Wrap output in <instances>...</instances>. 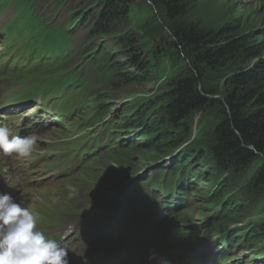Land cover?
<instances>
[{
    "label": "rangeland",
    "instance_id": "1",
    "mask_svg": "<svg viewBox=\"0 0 264 264\" xmlns=\"http://www.w3.org/2000/svg\"><path fill=\"white\" fill-rule=\"evenodd\" d=\"M101 2L102 0H0V40L7 38L6 42L0 41V49L6 47L9 42L4 55L8 61L1 58L2 54H0V112L10 115L6 122L13 126L19 123V120L10 122V119L21 118L25 131L36 133L40 139L48 136L46 138L52 142L53 147V150L35 156L28 163L26 167L29 175L23 168L18 167L14 155L7 157L0 153L1 170L5 172L9 182L17 183L25 193L26 207L36 216L38 228L47 236L63 244L66 242L69 244L71 239L79 238L84 234L82 239L77 243L74 242L77 246L69 244L74 251H69V264H97L100 260L97 254L99 249L103 250V262L109 260V264H139L137 259L130 256L129 251L121 257V250L124 247L122 238L114 237L112 240L109 238L113 236L109 233L110 225L116 222L127 224V220H135L139 216H145V219L141 220V224L143 223L141 231L144 225L152 223L153 227H159L161 233L168 231L167 234H163V239H166L164 242H167L169 246L172 245L169 241L171 239H176L178 242L176 232L184 233L189 242L184 243L187 250L180 251L181 254L178 256L183 263L189 261L190 255L199 254L195 257L193 264L206 262L264 264V241L256 242L253 248L245 251L242 247H237L233 252L227 253L220 242L214 245L219 236L208 233L201 226L202 220H209L212 216L210 211H201L203 205L199 202L201 195L206 192L204 184L207 186L211 183L210 180H205L204 184L197 186L199 188L197 194L185 197L186 202L183 204L186 206L183 207L180 203L182 192L171 189L169 185L176 182V177L170 173L167 176V182L163 181L166 168H157V172L161 174L160 179L149 186L144 184L141 188H134L136 193H142L143 189L150 187L149 201L152 202L153 198L157 199L158 208L152 209L147 214H143V211L138 208L124 210L125 200L118 193L123 190V185L112 189L104 183L118 174L128 176L131 183H141L150 177L152 166L155 164L141 160L143 150L146 148L145 141L150 138L138 139L136 137L138 129L133 126H124L126 120H121V108L133 96L140 93L155 94L160 91L166 82L171 81L180 70L186 67L187 60L185 57H177L174 61L166 60L149 74L146 81L136 80L130 84L120 81L119 84H113L114 81L119 80L117 76L113 81L105 80V74L99 67H91L97 65L94 56L86 59L84 53L87 48H90L92 54L96 53L94 55L97 57L101 54L100 42L106 39L110 44L117 42L112 32L102 36V39L96 36L92 42L89 41V34L94 27L93 15L100 10ZM196 6L208 17L206 22L213 26L236 23L235 26L240 30L249 31L252 34L257 31L256 28H264V0H197ZM157 15L158 12L149 1L134 0L131 6L130 23L125 25L117 18L111 31L121 32V34L125 31L133 33L136 26L152 17L154 24H157L155 23ZM84 17L85 23L81 24L76 31L73 48L61 57L64 52L61 51L62 46L68 45L69 41L61 40L59 36L67 33L72 25L80 23ZM13 18H16L17 24L8 31L9 39L3 31L11 24ZM32 27L41 29V38L38 30H32ZM48 32L52 37H48ZM153 35L162 41L163 38L170 39L171 31L168 26H157L152 31L148 30V36ZM115 47L121 51V47L117 45ZM107 52L114 54L113 50ZM121 54L118 61L128 62L126 60L129 57ZM60 57L61 63H59ZM136 68L137 66L133 69ZM68 72L81 74V78L80 85L72 88L62 99L65 110L70 112L74 106L78 107L77 117L67 121L66 128L56 119L61 107L58 100L50 102L49 111H46L43 107L47 101L27 99L56 97L59 91L58 79L62 77L60 74ZM135 74L141 76L142 73L135 71ZM68 80L72 81V73H69ZM216 82L221 86L224 84L221 78H217ZM96 99H102V106L109 107L110 116L100 122H97L100 108ZM23 100L27 102L11 107L4 106L5 103L9 106L20 104ZM35 104L38 105L35 106ZM198 119L199 115L195 118V124ZM124 140H128V143L135 146L133 157L135 161H138V165H143L142 169L139 167L134 172L128 166L123 154ZM84 143L88 144L91 152ZM138 147L142 151L136 150ZM50 155L54 157L50 159ZM173 162L172 156L167 168L174 169L179 166L181 172L184 170L181 162L172 165ZM190 164L194 165V162L190 161ZM261 164L262 159L256 158L252 166L244 172L239 185H243L252 178ZM53 167L61 171H75L68 177L61 178L67 173L50 170L46 184L37 179L38 175ZM199 170L203 171V167H199ZM58 178L61 179L57 180ZM68 185L76 188V194L71 198ZM164 191L169 193L170 198L161 207L160 201ZM109 199H115L117 202L112 212H109L105 205ZM179 206L184 211L177 216ZM90 208L94 210L96 221L91 222L89 226L94 228L88 227L87 222L84 221ZM164 209L167 211H163ZM192 215V221H186ZM245 218V215L238 216L232 223V227L244 225ZM90 238L94 242L91 245ZM178 248H180L179 245L173 248L175 254ZM201 249H203L202 253ZM208 252L220 255L204 257Z\"/></svg>",
    "mask_w": 264,
    "mask_h": 264
},
{
    "label": "trees",
    "instance_id": "2",
    "mask_svg": "<svg viewBox=\"0 0 264 264\" xmlns=\"http://www.w3.org/2000/svg\"><path fill=\"white\" fill-rule=\"evenodd\" d=\"M133 1L102 0L100 10L93 15L94 27L89 41L96 36L102 39L108 32H112L117 41L114 44L107 39L100 42L103 53L97 57L102 60L101 68L113 72L105 70L104 79L113 81L114 76H118L119 80L113 84L146 81L160 64L177 57H185L187 65L156 94L137 96L121 109L125 127L138 129V138L151 136V140L145 141L141 160L158 162L149 179L141 184L129 182V187L118 192L125 200L124 210L138 208L147 214L158 208L156 198L149 201L151 192L148 188L142 193L134 191V188H141L144 184L149 186L161 178L157 168H166L163 177L166 180L170 173L176 177L170 187L181 189V201L190 194L183 190L188 184L210 180L206 186L208 193L203 194L199 202L203 205L201 211H210L213 215L211 219L203 220L201 226L208 233L219 236L214 245L220 242L227 253L237 247L243 250L253 248L256 242L264 241V28H256L252 34L240 30L236 23L210 25L206 22L208 17L196 6L197 0H145L158 12L157 24L152 17L136 26L133 33L111 31L117 18L125 25L130 23ZM84 20L85 17L77 25L85 23ZM157 26H168L170 39L161 41L156 35L148 36V30ZM115 45L121 47V51ZM109 50L114 54L108 53ZM84 53L86 58L95 54L91 55L90 48ZM120 54L128 56V62L120 63ZM135 66L137 68L133 69ZM135 71H140L141 76H136ZM217 78L224 81L222 86L216 82ZM105 113L106 110L101 112V116ZM123 148L128 166L134 172L139 167L142 169L143 165H138L133 157L135 146L124 140ZM136 150L142 151L139 147ZM169 156H173L172 165L181 162L182 172L179 166L167 168L172 159H168ZM163 158L167 159L161 161ZM256 158L262 159L261 166L252 178L239 185L244 172ZM198 165H202L203 171ZM128 181V176L118 174L109 178L107 185L118 188ZM169 198V193L164 191L160 206L163 207ZM243 215L246 216L245 224L231 228L236 218ZM144 219L145 216H139L127 220V224L116 222L110 225L109 233L119 236L126 231L138 239L154 240V233L147 236L137 232ZM144 228H153V224ZM176 234L180 248L174 256L178 258L180 251L187 250L184 243L189 239L184 233ZM158 244L161 248L165 246L162 242ZM213 255L219 257L220 254L208 252L204 257Z\"/></svg>",
    "mask_w": 264,
    "mask_h": 264
},
{
    "label": "clouds",
    "instance_id": "3",
    "mask_svg": "<svg viewBox=\"0 0 264 264\" xmlns=\"http://www.w3.org/2000/svg\"><path fill=\"white\" fill-rule=\"evenodd\" d=\"M38 139L35 133L13 135L6 124H0V152L5 155L29 157ZM67 187L71 198L76 188ZM0 264H69L67 246L40 230L33 212L7 192H0Z\"/></svg>",
    "mask_w": 264,
    "mask_h": 264
},
{
    "label": "bare ground",
    "instance_id": "4",
    "mask_svg": "<svg viewBox=\"0 0 264 264\" xmlns=\"http://www.w3.org/2000/svg\"><path fill=\"white\" fill-rule=\"evenodd\" d=\"M35 4H36V3H35ZM26 5H27V4H26ZM27 6H28V5H27ZM18 13H20V12H18ZM13 19H14V18H13ZM60 78L63 79L62 77H60ZM23 128H25V127H23ZM24 136H25V135H24ZM147 137L150 138V139H148V140H151V136H147ZM145 138H146V137H145ZM148 140H147V141H148ZM203 174H205V173H202V175H203ZM182 206L185 207L186 205L183 204ZM132 248L134 249L135 247H132Z\"/></svg>",
    "mask_w": 264,
    "mask_h": 264
}]
</instances>
